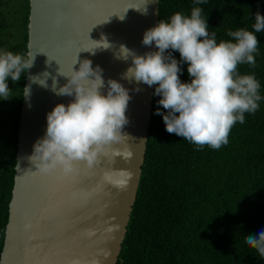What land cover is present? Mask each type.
Wrapping results in <instances>:
<instances>
[{"label": "water", "instance_id": "water-1", "mask_svg": "<svg viewBox=\"0 0 264 264\" xmlns=\"http://www.w3.org/2000/svg\"><path fill=\"white\" fill-rule=\"evenodd\" d=\"M157 19L158 0H29L26 55L35 58L24 77L30 94L22 90L0 264H115L140 179L153 89L124 78L132 59L117 57L121 44L137 55L157 50L154 43H142ZM104 38L112 47L96 48ZM84 59L101 69L102 93L109 79L128 90V123L121 130L128 137L99 153L92 166L78 161L67 175L59 169L41 172L30 157L45 135L47 113L74 99L57 95L53 79L58 90L68 82L60 73L78 70Z\"/></svg>", "mask_w": 264, "mask_h": 264}, {"label": "trees", "instance_id": "trees-1", "mask_svg": "<svg viewBox=\"0 0 264 264\" xmlns=\"http://www.w3.org/2000/svg\"><path fill=\"white\" fill-rule=\"evenodd\" d=\"M202 9L217 43L232 38L229 30L255 31V14L264 15V0H158V19L176 12L190 16ZM29 0H0V51L26 56ZM257 35L256 67L239 64L241 74L260 83L259 109L236 122L228 143L219 149L198 148L168 133L152 89L151 111L140 179L115 264H264L247 235L264 230V31ZM180 61L178 51L168 50ZM181 81L188 82L187 63ZM25 72L13 83L10 99H0V251L13 184L17 130ZM4 110V111H3Z\"/></svg>", "mask_w": 264, "mask_h": 264}, {"label": "clouds", "instance_id": "clouds-1", "mask_svg": "<svg viewBox=\"0 0 264 264\" xmlns=\"http://www.w3.org/2000/svg\"><path fill=\"white\" fill-rule=\"evenodd\" d=\"M203 2L196 0L197 4ZM254 19L255 31L229 30L227 35L232 39L217 43L215 33L209 34L202 9L193 7L190 16L176 12L144 32L142 43H154L157 50L137 55L120 45L117 58L132 59L124 78L156 86L154 94L161 97L158 103L166 110L157 108L156 114L162 115L168 133H175L198 148L208 145L219 149L228 143L234 124H243L245 113L254 114L259 109L260 83L254 74L241 75L237 71L239 64L257 66L254 54L258 53L259 41L255 33L264 31V15L257 12ZM100 41L104 43L96 48L112 47L106 38ZM168 50L178 51L180 61ZM34 58L31 52L21 56L0 51V99L12 97L8 79L19 81L21 74L32 67ZM181 63L188 65V82L180 79ZM60 75L68 77V82L57 90L53 79V91L57 95H74V99L67 105L56 104L47 113L45 135L34 144L30 160L41 172L59 169L67 175L75 171V162L85 161L92 166L99 153L128 137L121 130L128 123L126 108L130 97L128 90L114 79L107 81V93H102L105 81L101 69L93 68L88 59L80 61L78 70L72 66L71 74ZM30 79L47 86L44 79ZM23 89L24 96H28L30 86ZM245 241L264 259V230L247 235Z\"/></svg>", "mask_w": 264, "mask_h": 264}, {"label": "rangeland", "instance_id": "rangeland-1", "mask_svg": "<svg viewBox=\"0 0 264 264\" xmlns=\"http://www.w3.org/2000/svg\"><path fill=\"white\" fill-rule=\"evenodd\" d=\"M1 134H2V128L0 127V141H1V139L3 138V137L1 136Z\"/></svg>", "mask_w": 264, "mask_h": 264}, {"label": "flooded vegetation", "instance_id": "flooded-vegetation-1", "mask_svg": "<svg viewBox=\"0 0 264 264\" xmlns=\"http://www.w3.org/2000/svg\"><path fill=\"white\" fill-rule=\"evenodd\" d=\"M4 111V110H3Z\"/></svg>", "mask_w": 264, "mask_h": 264}]
</instances>
